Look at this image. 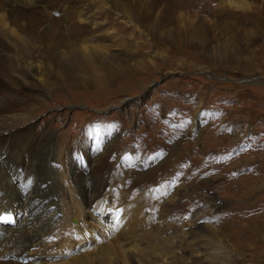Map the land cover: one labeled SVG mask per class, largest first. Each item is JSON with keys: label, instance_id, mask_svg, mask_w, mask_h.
<instances>
[{"label": "rangeland", "instance_id": "obj_1", "mask_svg": "<svg viewBox=\"0 0 264 264\" xmlns=\"http://www.w3.org/2000/svg\"><path fill=\"white\" fill-rule=\"evenodd\" d=\"M150 1L74 0L82 4V31L62 54L51 42L15 47L0 37L7 55L49 58L61 70L62 78L51 73L52 96L21 108L53 143L67 136L68 150L56 160L71 224L84 231L75 214L86 209L87 230L101 235L89 250L73 235L33 263L131 250L137 264H264V0H162L173 8L170 25L166 9L147 17ZM11 2L0 0L9 33L39 36L7 25ZM10 59L1 78L13 90L21 68ZM93 160L105 185L88 205L73 184ZM135 249L149 252L141 259ZM120 254L114 264H129Z\"/></svg>", "mask_w": 264, "mask_h": 264}, {"label": "bare ground", "instance_id": "obj_2", "mask_svg": "<svg viewBox=\"0 0 264 264\" xmlns=\"http://www.w3.org/2000/svg\"><path fill=\"white\" fill-rule=\"evenodd\" d=\"M9 1H12L11 4L7 5L6 17L9 27L22 26L25 27V30H39V36L34 34L21 35L15 32L13 28L9 33L6 24L0 22V37L6 36L7 40H10V43L18 44L14 45L15 47H18L21 43L25 45L27 41L31 44L34 40L38 39L40 42H47L46 44L48 42L56 44L55 50L62 54L63 46L74 44L77 40L79 41L82 26L78 18L80 16L79 9L82 4L75 3L74 0ZM161 1L151 0L148 3L146 7L148 10V13H146L147 17L158 14L160 9L161 11L166 9L165 14L162 12V19L164 23H167L166 25H170L175 20L174 13L172 12L173 8L164 7ZM134 24L138 29H141L138 22H134ZM51 29L54 32H50ZM24 50L26 54H29L26 48ZM5 54V52L0 51V86L3 85L6 88L0 89V155L3 154V158H5L4 163H1L3 158L0 161V213H15L16 222L14 224L8 223L3 225V234L0 236V264H36L32 261L42 256L50 257V255H54L56 246L61 245L63 242L65 244L66 242L68 243L73 235L76 236L77 244L85 243L86 249L89 250L91 245L97 242V239L101 235L90 229L87 230L89 215L86 209V212L84 211L83 213L77 212L78 214H75L76 212H74L75 216L81 221V227L86 229L78 232V228L72 226L70 220L72 216L71 210L70 208L68 210L66 207L68 195L60 184V174H58V160H56V156L62 151L66 152L69 140L65 133H59L56 137L57 141L53 143V137L48 134V131L45 134L37 133L33 128L34 117L30 115V110L21 108L30 101L41 102L45 96H52L54 91L57 90L58 85L52 79L51 73L57 77H61V70L59 68L56 70L55 68L52 69L53 63L49 61V58H46L47 62L44 61L45 57L33 61L25 59L20 55L12 57ZM65 55L63 52V56L61 57H65ZM8 57L11 58L9 62L12 61L14 63L15 61L21 68V73L15 74L16 80L13 83V90L7 89V85L3 83L4 80L1 78L2 75H6V69L3 66H6L4 61ZM64 59L63 63H65ZM131 59L135 60L136 66L146 68L144 61L138 60L134 56ZM131 59H128V64L132 62ZM45 63L51 66L49 71L48 67H41ZM123 63L125 65L126 59L120 60L117 66H122ZM37 67H39L37 70L42 73L41 76H36L38 75L35 72ZM32 78L39 79L41 83H33ZM19 108L22 111L18 113L13 112ZM34 140H36L35 143L31 144ZM29 150L33 154L30 160L25 155L26 153L27 155L29 154ZM107 155L104 154V156ZM104 156L102 157L104 158ZM90 163L92 168L88 172L83 173L73 184L79 194L85 196L88 205L93 204L98 199L99 190H102L105 185L104 179L97 180L95 177L97 175L95 172L101 167L100 162L93 160ZM23 175H26L25 178ZM9 181L13 183H9ZM108 238L109 236L106 237L107 240ZM48 247L51 249L55 247V250H52L54 252L49 250ZM135 250L141 259L149 252L148 249ZM73 252L71 251L63 255H69ZM119 252L115 255L113 254L112 258L111 255H105L104 251H100L98 252L100 254L97 253L100 260L96 256H83L82 254L80 257H75L74 263L71 261L64 264H105V259L106 264L108 262L109 264H114L116 262L114 258L118 259ZM134 255L131 250H122L120 254L121 260L126 259L129 264H137ZM139 264H145L144 260H140Z\"/></svg>", "mask_w": 264, "mask_h": 264}, {"label": "snow or ice", "instance_id": "obj_3", "mask_svg": "<svg viewBox=\"0 0 264 264\" xmlns=\"http://www.w3.org/2000/svg\"><path fill=\"white\" fill-rule=\"evenodd\" d=\"M0 220L10 221L11 220V217L10 216L0 217Z\"/></svg>", "mask_w": 264, "mask_h": 264}, {"label": "water", "instance_id": "obj_4", "mask_svg": "<svg viewBox=\"0 0 264 264\" xmlns=\"http://www.w3.org/2000/svg\"><path fill=\"white\" fill-rule=\"evenodd\" d=\"M74 221H76V219H74Z\"/></svg>", "mask_w": 264, "mask_h": 264}]
</instances>
